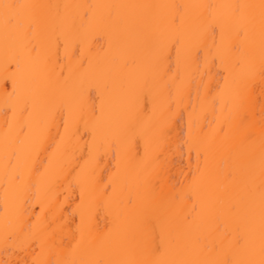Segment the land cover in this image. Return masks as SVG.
<instances>
[{
	"label": "snow or ice",
	"instance_id": "obj_1",
	"mask_svg": "<svg viewBox=\"0 0 264 264\" xmlns=\"http://www.w3.org/2000/svg\"><path fill=\"white\" fill-rule=\"evenodd\" d=\"M0 264H264V0H0Z\"/></svg>",
	"mask_w": 264,
	"mask_h": 264
}]
</instances>
